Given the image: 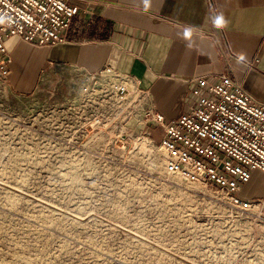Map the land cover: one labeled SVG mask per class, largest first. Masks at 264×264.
Here are the masks:
<instances>
[{
  "label": "rangeland",
  "instance_id": "374dc122",
  "mask_svg": "<svg viewBox=\"0 0 264 264\" xmlns=\"http://www.w3.org/2000/svg\"><path fill=\"white\" fill-rule=\"evenodd\" d=\"M18 50L0 77V264H264V229L215 187L166 175L153 125L152 143L126 149L127 174L76 175L60 105L80 80ZM263 193L255 169L241 195Z\"/></svg>",
  "mask_w": 264,
  "mask_h": 264
},
{
  "label": "built area",
  "instance_id": "2783aa9c",
  "mask_svg": "<svg viewBox=\"0 0 264 264\" xmlns=\"http://www.w3.org/2000/svg\"><path fill=\"white\" fill-rule=\"evenodd\" d=\"M79 13L86 10L69 0H0V77L10 76L11 36L38 45L63 42ZM69 71L72 84L80 83L60 105V127L76 175L127 174L126 149L152 143L145 130L153 125L162 130L158 147L166 175L215 187L231 215H246L264 229V194L240 196L253 170L264 171V103L239 81L227 73L193 78L188 110L168 118L132 72L111 64Z\"/></svg>",
  "mask_w": 264,
  "mask_h": 264
},
{
  "label": "crops",
  "instance_id": "0c3cea01",
  "mask_svg": "<svg viewBox=\"0 0 264 264\" xmlns=\"http://www.w3.org/2000/svg\"><path fill=\"white\" fill-rule=\"evenodd\" d=\"M69 2L86 14L74 17L65 41L38 45L11 36L9 52L15 56L20 43L41 49L40 69L57 61L132 72L151 88L155 106L168 118L188 110L191 80L200 75L227 73L264 103V0Z\"/></svg>",
  "mask_w": 264,
  "mask_h": 264
},
{
  "label": "bare ground",
  "instance_id": "6f19581e",
  "mask_svg": "<svg viewBox=\"0 0 264 264\" xmlns=\"http://www.w3.org/2000/svg\"><path fill=\"white\" fill-rule=\"evenodd\" d=\"M24 75L26 76L27 74L24 73ZM259 170H260V169H259ZM260 171H262V170H260ZM262 172H264V171H262ZM263 194H264V193H263ZM263 194H262V195H263ZM262 195H260V196H262ZM240 196L243 197V195H241V194H240ZM244 197H246V196H244ZM254 197H257V196H254Z\"/></svg>",
  "mask_w": 264,
  "mask_h": 264
}]
</instances>
